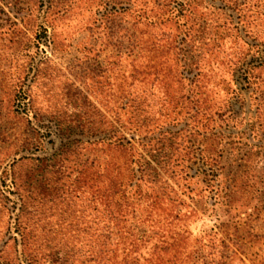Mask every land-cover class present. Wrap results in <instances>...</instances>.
<instances>
[{
	"label": "rangeland",
	"instance_id": "374dc122",
	"mask_svg": "<svg viewBox=\"0 0 264 264\" xmlns=\"http://www.w3.org/2000/svg\"><path fill=\"white\" fill-rule=\"evenodd\" d=\"M263 61L264 0H0V264L23 209L42 250L95 264L107 115L127 123L129 98L177 159L160 204L115 230H163L158 264H264Z\"/></svg>",
	"mask_w": 264,
	"mask_h": 264
},
{
	"label": "trees",
	"instance_id": "16d2710c",
	"mask_svg": "<svg viewBox=\"0 0 264 264\" xmlns=\"http://www.w3.org/2000/svg\"><path fill=\"white\" fill-rule=\"evenodd\" d=\"M179 5L183 6L182 3ZM123 105H129L133 114L127 123L122 122L119 116L112 118L107 115V141L104 142L107 145V172L96 174L93 197L97 210L99 205L106 208L107 235L97 237V248L92 260L95 264H102L103 261H107V264H141V260L158 264L164 262L165 257L162 255L170 247V238L163 230L138 239L133 235L127 237L123 232L119 233L115 227L124 221L129 213L128 207L135 200L144 205L150 214L160 204L158 200L166 195L170 177L175 173L177 158L172 152L174 144L173 141L169 142V138L160 139L153 135V128L150 122L141 118V110L135 99L129 98ZM96 141L95 144L98 143ZM103 181L106 183L105 189L99 186ZM22 199L23 204H28L25 196ZM27 214L31 212L23 209L16 218L22 250L14 260L3 264H67L68 253L42 250L37 240H32L30 236L35 229V222ZM14 239L18 244V239ZM129 239L130 242L126 244ZM138 241L152 244L149 257L139 252L141 244Z\"/></svg>",
	"mask_w": 264,
	"mask_h": 264
}]
</instances>
